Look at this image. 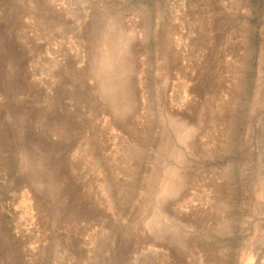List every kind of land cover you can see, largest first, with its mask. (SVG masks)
Listing matches in <instances>:
<instances>
[{
  "label": "rangeland",
  "instance_id": "1",
  "mask_svg": "<svg viewBox=\"0 0 264 264\" xmlns=\"http://www.w3.org/2000/svg\"><path fill=\"white\" fill-rule=\"evenodd\" d=\"M0 264H264V0H0Z\"/></svg>",
  "mask_w": 264,
  "mask_h": 264
}]
</instances>
